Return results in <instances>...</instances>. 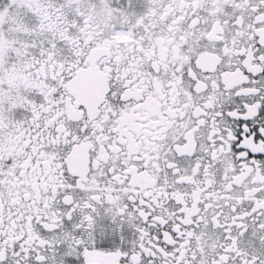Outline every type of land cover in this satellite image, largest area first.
Wrapping results in <instances>:
<instances>
[{"label":"snow or ice","instance_id":"6c2138e0","mask_svg":"<svg viewBox=\"0 0 264 264\" xmlns=\"http://www.w3.org/2000/svg\"><path fill=\"white\" fill-rule=\"evenodd\" d=\"M0 264H264V0H0Z\"/></svg>","mask_w":264,"mask_h":264}]
</instances>
